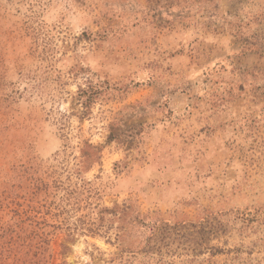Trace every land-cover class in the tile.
I'll list each match as a JSON object with an SVG mask.
<instances>
[{"label": "rangeland", "instance_id": "obj_1", "mask_svg": "<svg viewBox=\"0 0 264 264\" xmlns=\"http://www.w3.org/2000/svg\"><path fill=\"white\" fill-rule=\"evenodd\" d=\"M0 264H264V0H0Z\"/></svg>", "mask_w": 264, "mask_h": 264}, {"label": "trees", "instance_id": "obj_2", "mask_svg": "<svg viewBox=\"0 0 264 264\" xmlns=\"http://www.w3.org/2000/svg\"><path fill=\"white\" fill-rule=\"evenodd\" d=\"M88 88H89V87H88ZM91 90H92V89H90V88H89L88 90H85V91H84V90H80V91H79V97L86 96V94H87L88 92H91ZM88 101H89V96H87V102H88Z\"/></svg>", "mask_w": 264, "mask_h": 264}]
</instances>
